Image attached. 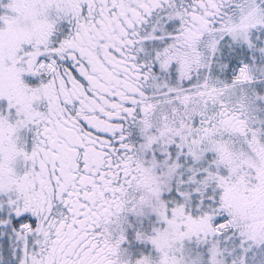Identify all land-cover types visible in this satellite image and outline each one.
Returning <instances> with one entry per match:
<instances>
[{"label": "snow or ice", "instance_id": "obj_1", "mask_svg": "<svg viewBox=\"0 0 264 264\" xmlns=\"http://www.w3.org/2000/svg\"><path fill=\"white\" fill-rule=\"evenodd\" d=\"M0 264H264V0H0Z\"/></svg>", "mask_w": 264, "mask_h": 264}]
</instances>
